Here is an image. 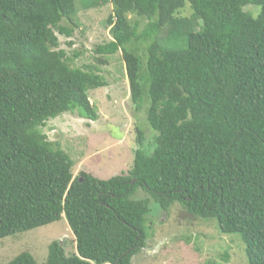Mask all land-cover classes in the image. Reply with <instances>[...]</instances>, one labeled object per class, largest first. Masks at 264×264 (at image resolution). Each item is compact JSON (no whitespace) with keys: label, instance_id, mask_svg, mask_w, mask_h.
<instances>
[{"label":"trees","instance_id":"16d2710c","mask_svg":"<svg viewBox=\"0 0 264 264\" xmlns=\"http://www.w3.org/2000/svg\"><path fill=\"white\" fill-rule=\"evenodd\" d=\"M77 1L0 0V238L64 214L76 253L52 242L43 264H131L151 198L215 219L240 235L245 264H264V0H79L111 5V39L92 51L121 53L130 101L136 111L148 102L153 131L145 143L136 129L131 169L107 179L73 177L71 158L39 130L64 113L98 118L88 91L106 79L60 48ZM138 188L149 197L131 198ZM6 264L37 263L21 252Z\"/></svg>","mask_w":264,"mask_h":264},{"label":"rangeland","instance_id":"374dc122","mask_svg":"<svg viewBox=\"0 0 264 264\" xmlns=\"http://www.w3.org/2000/svg\"><path fill=\"white\" fill-rule=\"evenodd\" d=\"M76 5L74 22L77 28L71 37L58 35L60 48L65 49L73 67H95L97 73L106 79L105 86L88 91L98 118L89 121L80 117L77 111L64 113L46 120L39 130L71 158L73 177L86 171L107 179L126 174L131 169L133 149L137 147L136 129L144 133L145 143L152 140L153 131L145 119L148 102L144 103L143 109H134L120 52L103 57L92 51L95 44L111 39L105 22L111 5L84 9L79 0ZM244 9L255 10L252 6ZM145 23L141 21L140 29ZM142 197L149 195L141 188L131 195V198ZM144 231L146 246L133 257L131 264L247 262L245 244L239 234L221 233L215 219L190 217L178 202L165 212L150 198ZM52 242H58L66 256L76 253L74 236L64 214L57 221L0 238V264L8 263L21 252L29 253L37 264H43Z\"/></svg>","mask_w":264,"mask_h":264},{"label":"water","instance_id":"95a60500","mask_svg":"<svg viewBox=\"0 0 264 264\" xmlns=\"http://www.w3.org/2000/svg\"><path fill=\"white\" fill-rule=\"evenodd\" d=\"M131 183H133V182H131Z\"/></svg>","mask_w":264,"mask_h":264}]
</instances>
